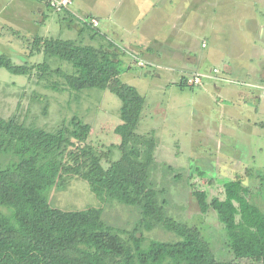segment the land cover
<instances>
[{
	"label": "trees",
	"instance_id": "16d2710c",
	"mask_svg": "<svg viewBox=\"0 0 264 264\" xmlns=\"http://www.w3.org/2000/svg\"><path fill=\"white\" fill-rule=\"evenodd\" d=\"M86 31L93 41L100 37L98 29L84 22L77 39L33 40L30 56L59 58L70 70L53 69L46 60L16 65L7 55H0V69L18 76L37 71L42 79L58 76L76 94L104 91L118 76V55L111 44H85ZM116 93L123 102L122 124L115 130L121 138L117 160L88 143L91 125L78 117L53 132L17 117H0V264H264V212L254 200L264 194V172L255 174L256 187L236 176L211 201L208 192L194 191L201 213L216 212L225 231L232 258L218 260L199 228L167 214L160 198L165 189L159 190L153 179L156 140L136 132L145 97L122 82ZM72 171L100 201L138 208L139 226L149 232L160 228L175 239L146 245L135 232L123 238L104 219L103 208H53L51 191L65 189Z\"/></svg>",
	"mask_w": 264,
	"mask_h": 264
},
{
	"label": "rangeland",
	"instance_id": "374dc122",
	"mask_svg": "<svg viewBox=\"0 0 264 264\" xmlns=\"http://www.w3.org/2000/svg\"><path fill=\"white\" fill-rule=\"evenodd\" d=\"M26 1L0 0V55L9 56L16 65L25 63L37 65L46 60L53 69L61 66L63 69L70 70V66L59 58L44 57L42 54L30 56L34 36L37 34L33 32L34 25L30 18L31 15L35 18L37 12L29 13L35 7L34 0ZM192 1L184 0L182 4H179L178 0H91L94 5L92 14L89 12L88 16L84 15L85 18H78L81 22L78 24L80 28L73 29L72 33L64 38L77 39L83 23L89 18L99 21V26L101 23L99 29L110 22L124 21L126 24L127 18L132 27L142 29L151 19L160 20L166 11L164 24L169 30L172 29V32H179L180 28L175 27L179 18L196 16L198 21L201 17L202 20L200 19L196 24V30L192 31L191 49L196 56L205 55L215 46L212 28L216 30L218 24H222L223 28L230 26L232 29L233 24H225V22L233 15L232 10L239 9L238 7L243 4L240 0H211L209 9L212 12L217 8L222 10V12L219 11L220 22L218 23L216 21L218 10L211 17L209 12H202L200 8L209 0H200L201 5L190 3ZM154 2H156L155 6ZM259 2L264 4V0ZM220 5L222 6L219 8ZM263 6L261 5L262 10H264ZM70 8L73 13H77L74 5L68 10ZM98 8H102V11L108 10L111 13L110 19L105 20V16L99 17V15L97 17L100 13ZM46 11L50 18L48 28L50 34H44L47 35L44 38H61L56 35L60 32V23L63 22L66 10ZM96 11L99 13H95ZM79 15L82 16L81 13ZM70 19L72 20L65 21L66 24L78 21L73 17ZM198 24H200L199 27ZM98 27L92 28L94 30ZM237 27L238 25L235 26L236 29ZM42 31L46 32L41 29ZM89 32L86 31L85 37L83 35L84 43L98 46L97 40L93 41L89 38ZM247 36L250 37L249 34ZM203 42L208 43L207 48L202 47ZM178 43L182 44V41L178 40ZM128 53V51L124 53L125 60L117 63L118 76L111 82L108 89L86 90L80 94L66 89L62 78L58 76L42 79L38 77L37 71L29 76H18L2 68L0 69V117L4 119L17 117L26 125L50 132L58 130L64 124H69L73 117H78L91 125L88 143L107 154L109 159L117 160L121 156L118 149L121 138L115 130L122 124L123 102L117 95L116 89L119 82L135 87L145 97L136 132L139 135L152 134L156 140V169L153 179L159 190L165 189L160 198L166 202L167 214L179 222L199 228L210 242L216 258L221 261L230 260L232 254L229 249L226 250L225 231L218 221L216 212L210 210L207 215H203L194 191L208 192L209 201H211L213 197L219 195L223 185L234 180L236 176H241L246 185L256 187L258 181L255 174L264 172V131L255 130L248 135L249 140L244 142L241 139L236 141L235 137L231 139L226 133L228 129H236L237 123L229 121L230 115L222 111L229 110L232 106L236 107L228 101L230 99L218 100L213 90L205 91L208 89L206 87L208 82L202 89L164 85L165 82L156 77V74L163 73V70L157 68L158 65L152 61L138 59L132 54L130 56L134 58L129 59ZM140 60L143 61L144 66L137 64ZM213 65L222 67L223 64L221 61H215V63L210 61L206 68ZM213 69L203 73H209ZM221 77L224 78L222 73ZM241 105L245 106L243 103ZM248 114L250 113H246ZM244 116L245 114L239 121L241 126L246 121ZM209 118L212 119V123L207 122ZM213 121H216V124ZM220 124L225 127L224 132L219 128ZM240 137L244 138L242 135ZM219 144H223L224 147ZM68 181L65 189L55 188L51 191L49 203L53 208L69 211L103 208L104 219L119 231L123 238L128 239L135 232L137 236L145 239L146 245L151 240L172 241L175 239L172 234L160 228L149 232L139 226L141 215L138 208L117 202L100 201L92 192L89 183L75 171L70 173ZM254 200L264 212V194L257 195ZM242 264L253 263L243 261Z\"/></svg>",
	"mask_w": 264,
	"mask_h": 264
},
{
	"label": "crops",
	"instance_id": "0c3cea01",
	"mask_svg": "<svg viewBox=\"0 0 264 264\" xmlns=\"http://www.w3.org/2000/svg\"><path fill=\"white\" fill-rule=\"evenodd\" d=\"M48 1L49 0L33 1L35 7H33L29 13L33 11L37 12L35 18H33L32 15L30 18L35 29L32 28L33 32L37 33L34 38H44L48 33L50 34L48 31L50 27V18L46 10L52 11V9L49 7ZM183 1L184 0H178V3L182 4ZM73 2L75 11L79 14L81 13L82 16L73 13L71 8L66 10L63 22L60 23V32L56 35L57 37H61V39L72 33L73 29H79L80 27L78 24L81 22H79L78 18H85L84 15L88 16L89 14L87 13L94 9L91 0H73ZM210 2L211 0L203 4L202 7L200 6V8L202 12H209L212 17L218 8L212 12V10L209 9ZM240 2L243 6L238 7L239 9L235 11L232 10L234 12L233 15L225 22V24H233L232 29L228 25V28H223L222 24H218L216 30L212 28L215 46L211 52L205 55L196 56L191 49L193 38L192 31L196 30V24L201 17L198 21L196 16L188 18L185 16L183 19L179 18L177 25H175L176 29L180 28L179 32H172V29L169 30L164 24L166 11L160 20L156 18L151 19L142 29L132 27V24L129 23V18L126 19V24L124 21L117 23L110 22L102 26V29H99L101 27L100 23L98 27L100 37L97 38L98 45L104 43L107 45L111 44V48L118 55L117 62L125 60L123 57L126 51L129 52V59L134 58L130 56L132 54L136 55L138 59L152 61L155 65H158L157 68L163 70V73L160 72L156 74V77L160 81L165 82L164 85L172 84L182 87L181 84H184L183 78L185 76L193 73L208 72L213 68H219L224 79H228L229 81H210L208 82L209 84H206L208 89L205 91L209 92L213 90L218 100L230 99L228 101L236 106L235 108L233 106L230 107L229 110H222L224 113L227 112L230 115L229 121L231 120L237 123L236 129H228L226 134L231 137V139L235 137L236 141L241 139L244 142L249 140L248 135L252 132L254 133L255 130L264 131V96L256 88L264 84V10L261 9V5L264 4L259 2V0H240ZM155 3L156 2L153 3L154 6L156 5ZM190 3L201 5L202 2L200 0H193ZM221 6L222 5H220L219 8ZM252 8H254V10ZM98 9L100 13L98 11L95 12L99 13L97 17L99 15V17L105 16V20L110 19L111 13L108 10L102 11V8ZM201 10H199L200 15H202ZM219 11L220 10H218L216 19L218 23L220 22ZM178 12L180 11L178 10ZM220 12H222V10ZM72 17L78 21L74 20L75 23L66 24L65 21H71L72 19L70 18ZM94 17H96V15H94ZM236 25H238L237 29L235 28ZM199 26L200 24H198V27ZM41 29L46 32H41ZM139 30H141L140 33ZM248 34L251 38L247 36ZM246 37H248V39H245ZM89 38L92 39L91 34ZM64 40L72 39L64 38ZM178 40L182 41V44H179ZM202 47L207 48L208 43L203 42ZM210 61L213 63H215V61H221L223 68L219 65L206 68ZM242 103L245 104V106H242ZM246 113L250 114L246 115ZM243 114H245L244 119L246 121H244L243 126H241L239 125V121ZM207 122L212 123V119L209 118ZM213 123L216 124V121H213ZM253 125L255 126L254 128L252 127ZM219 128L222 132L225 131V127L222 124H220ZM241 135L244 137L243 139L240 137ZM219 145L224 147L223 144Z\"/></svg>",
	"mask_w": 264,
	"mask_h": 264
},
{
	"label": "built area",
	"instance_id": "2783aa9c",
	"mask_svg": "<svg viewBox=\"0 0 264 264\" xmlns=\"http://www.w3.org/2000/svg\"><path fill=\"white\" fill-rule=\"evenodd\" d=\"M72 5H73V0H49V7L57 12H62L64 10H67ZM85 22L90 24L92 27L99 26V21H97L95 18L92 19L89 18V20L87 21L85 20ZM137 64L140 66H144L143 61H138ZM210 81H227V80L221 77V71L217 68L213 69L209 73H193L183 78L184 85L194 89H201L205 86L207 82ZM256 88L264 96V84Z\"/></svg>",
	"mask_w": 264,
	"mask_h": 264
}]
</instances>
